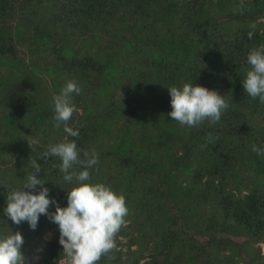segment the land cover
<instances>
[{
  "label": "trees",
  "instance_id": "16d2710c",
  "mask_svg": "<svg viewBox=\"0 0 264 264\" xmlns=\"http://www.w3.org/2000/svg\"><path fill=\"white\" fill-rule=\"evenodd\" d=\"M260 44L264 0H0V209L33 159L66 205L73 184L59 157L41 154L66 136L52 98L74 79L67 123L80 133L69 139L82 158L95 150L90 179L128 207L96 264H264V155L252 150L264 147V102L241 84ZM182 82L224 95L218 121L168 116L167 88ZM10 229L24 237L25 264H63L46 216L32 230L0 212Z\"/></svg>",
  "mask_w": 264,
  "mask_h": 264
},
{
  "label": "clouds",
  "instance_id": "9594fccd",
  "mask_svg": "<svg viewBox=\"0 0 264 264\" xmlns=\"http://www.w3.org/2000/svg\"><path fill=\"white\" fill-rule=\"evenodd\" d=\"M253 32H249L251 38ZM249 65L241 82L243 90L253 99L264 102V44L251 48L246 57ZM171 110L168 116L181 125L192 127L204 120L218 121L228 107L224 95L215 89L194 82H182L167 88ZM76 80L66 82L52 98L53 119L56 126L63 123L66 136L63 140L47 145L41 158L59 157L63 180L73 184L67 192L66 205L50 195V189L37 174L41 164L31 161V171L23 183L12 188L0 212L16 224L27 222L35 230L41 215L58 226L59 244L62 246L63 264H96L102 254L115 246L114 236L128 214L125 196L103 182L90 179V169L98 163V154L83 152L75 139L79 128L67 123L78 111L73 94H80ZM258 155H264V147L252 145ZM79 165V169H77ZM50 207L54 210H50ZM24 237L20 231H0V264H25L21 251Z\"/></svg>",
  "mask_w": 264,
  "mask_h": 264
},
{
  "label": "rangeland",
  "instance_id": "374dc122",
  "mask_svg": "<svg viewBox=\"0 0 264 264\" xmlns=\"http://www.w3.org/2000/svg\"><path fill=\"white\" fill-rule=\"evenodd\" d=\"M50 237V234L47 235V238Z\"/></svg>",
  "mask_w": 264,
  "mask_h": 264
}]
</instances>
